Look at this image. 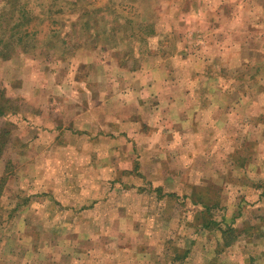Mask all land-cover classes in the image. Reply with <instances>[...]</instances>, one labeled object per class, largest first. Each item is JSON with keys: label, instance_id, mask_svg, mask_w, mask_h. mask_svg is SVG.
I'll return each instance as SVG.
<instances>
[{"label": "rangeland", "instance_id": "rangeland-1", "mask_svg": "<svg viewBox=\"0 0 264 264\" xmlns=\"http://www.w3.org/2000/svg\"><path fill=\"white\" fill-rule=\"evenodd\" d=\"M16 1L31 36L8 46V60L0 40V264H264V0ZM107 60L129 72L171 65L167 117L178 136L193 137L202 109L212 116L222 104L223 136L233 146L210 150V168L189 195L153 186L142 173L149 151L129 139L126 169L107 180L94 172L73 184L60 162L44 179L29 165L36 158L22 141L33 111L28 93L87 78L96 86ZM78 95L70 106H84L88 99ZM189 95L194 106L183 111ZM199 95L209 102L203 108ZM201 137L189 156L198 155ZM172 143L178 147L160 154L157 166L184 182L187 149ZM91 159L96 168L104 163ZM99 177L100 198L79 203L80 189ZM20 211L28 218L12 221Z\"/></svg>", "mask_w": 264, "mask_h": 264}, {"label": "crops", "instance_id": "crops-1", "mask_svg": "<svg viewBox=\"0 0 264 264\" xmlns=\"http://www.w3.org/2000/svg\"><path fill=\"white\" fill-rule=\"evenodd\" d=\"M107 61L102 64L101 73L97 76L99 84L96 86L88 85L90 80L87 78V83L83 81L80 86L39 84L36 86L38 92L28 93L27 100L33 106V111L27 115L29 121L26 122L25 128L30 134L23 135L22 141L28 145L29 155L36 158L35 161L29 162V165L40 168L44 172V179L52 172V167L60 162L62 168L59 169V173L66 174L67 178H73V184L79 183V179L84 176L90 177L94 172H101L102 179L107 180L117 171L126 169L129 149L124 142L129 139L132 143H137V151H149L146 153H149L150 160L143 163L142 173L153 186L165 187L168 190L181 188L183 193L189 195L191 185L201 183V175H206L207 166L210 168L207 161L210 150L219 149V154L220 152L222 154L224 143L228 148L230 145L233 146L229 136H223L222 104L217 101L214 103L215 114L211 116L206 112L207 109L203 108L209 102L199 95L201 99L197 105L204 110L203 114H199V117L201 115L203 118V125L202 128L200 126L193 131V137L197 134L202 137L198 155L194 151V155L189 156L190 143L194 138L189 135L178 136L175 133V126L167 117L171 114L170 108L174 107L172 97L175 91L170 82V77H173L171 65L166 63L164 69L162 67L160 70L152 68L145 72L139 69L129 72L122 67L112 70L110 60ZM128 82L131 83L130 86L127 85ZM51 89H54L56 94H52ZM92 90H95V94ZM60 93H64L65 96ZM197 93H202L201 88ZM77 94H81L83 99H88L84 106L78 101L72 106L69 105L71 100L79 98ZM190 94H193V90H190ZM190 97L192 95L188 96L189 100ZM187 105L194 106L191 100L187 101L184 103L183 111ZM182 117L184 122L186 119L184 115ZM176 138L187 149L186 153L181 152L182 160L188 158L190 162L189 177L184 182L169 175V170H160L157 166L160 154L178 147L172 143L177 141ZM224 139L226 141H223ZM123 147L126 148L125 151ZM100 157L104 163L100 168H96L92 163L95 160L91 158ZM160 171L168 175L163 176ZM103 180L100 177L92 178L91 187L87 192L80 189L79 195L82 197L78 202L87 203L100 198L102 189L97 188L95 182L100 183ZM89 211L91 210L84 213ZM26 218L28 214L20 211L13 215L12 221L20 219L23 222ZM25 233V230L21 231L18 236H25ZM1 247L0 245V249Z\"/></svg>", "mask_w": 264, "mask_h": 264}, {"label": "trees", "instance_id": "trees-1", "mask_svg": "<svg viewBox=\"0 0 264 264\" xmlns=\"http://www.w3.org/2000/svg\"><path fill=\"white\" fill-rule=\"evenodd\" d=\"M0 3H3V5L0 6V40H5L4 48H6L1 55L3 59L8 60L11 56V54L9 55L10 50L8 46H11L10 48H15V46L20 45V43L23 44L26 40H29L31 33L26 27L30 23V18L16 0H0ZM11 13L14 18L12 24L7 20ZM8 29L12 31L9 36L7 35Z\"/></svg>", "mask_w": 264, "mask_h": 264}]
</instances>
